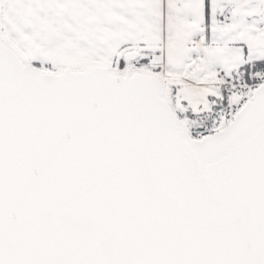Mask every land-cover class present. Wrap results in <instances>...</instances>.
Segmentation results:
<instances>
[{"label": "snow or ice", "instance_id": "6c2138e0", "mask_svg": "<svg viewBox=\"0 0 264 264\" xmlns=\"http://www.w3.org/2000/svg\"><path fill=\"white\" fill-rule=\"evenodd\" d=\"M0 264H264V0H0Z\"/></svg>", "mask_w": 264, "mask_h": 264}]
</instances>
